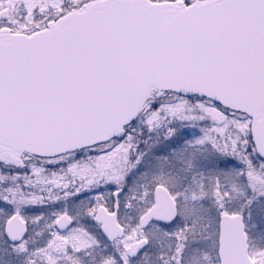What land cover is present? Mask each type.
<instances>
[{"label":"snow or ice","instance_id":"snow-or-ice-1","mask_svg":"<svg viewBox=\"0 0 264 264\" xmlns=\"http://www.w3.org/2000/svg\"><path fill=\"white\" fill-rule=\"evenodd\" d=\"M0 264H264V0H0Z\"/></svg>","mask_w":264,"mask_h":264}]
</instances>
